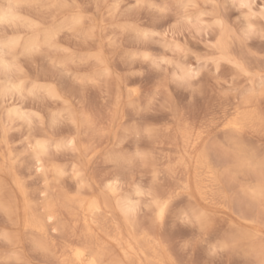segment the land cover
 I'll list each match as a JSON object with an SVG mask.
<instances>
[{
  "label": "rangeland",
  "instance_id": "374dc122",
  "mask_svg": "<svg viewBox=\"0 0 264 264\" xmlns=\"http://www.w3.org/2000/svg\"><path fill=\"white\" fill-rule=\"evenodd\" d=\"M249 1L247 8L240 7L239 0L21 4L16 11L23 24H0L1 43L18 35L23 41L35 35L40 39L46 31L55 34L48 45L39 42L27 51L17 47L8 57L12 71L5 75L0 70V156L20 158L23 162L14 169L34 188L37 177L25 141L32 135L47 137L51 145L46 158L67 169L64 189H75L69 171L76 164L94 184L118 174L123 191L141 186L146 192H173L163 225L155 226L173 263L260 264L264 204L243 194L253 181L241 173L221 174L223 193L210 203L195 192L190 197L175 188L186 174L177 159L190 158L179 129L200 136L197 150L209 152L219 173L229 165L221 159L224 152L225 159L233 154L235 140L243 154L264 160V0ZM145 32L150 35L145 37ZM188 69L196 75L180 79L178 73ZM7 77L21 82L23 90L1 92ZM49 87L55 97L46 94ZM244 100L249 102L243 106ZM20 106L31 123L5 117L7 110ZM241 109L257 119L233 133L227 122ZM84 114L92 122L90 129L83 127ZM141 208L139 220L147 225L145 205ZM201 210L205 215L194 217ZM3 220L1 211L0 264H57L27 240L11 246L1 235Z\"/></svg>",
  "mask_w": 264,
  "mask_h": 264
},
{
  "label": "bare ground",
  "instance_id": "6f19581e",
  "mask_svg": "<svg viewBox=\"0 0 264 264\" xmlns=\"http://www.w3.org/2000/svg\"><path fill=\"white\" fill-rule=\"evenodd\" d=\"M2 1L3 5H0V24L7 22L13 23L15 21L19 22L20 16L16 11V9H18L17 7L21 4H34L40 0ZM48 1L50 3L52 0ZM54 1L55 0H53V2ZM249 2H251V0ZM75 21L76 19L71 20L70 23L72 24V22ZM30 23H28L29 28L34 26L32 25L33 23ZM52 31H43L44 33L40 39L37 35H33L34 37L29 40L21 41L18 35L9 39L6 38L7 40L2 43L0 42V70L3 71L5 75L9 72L11 65L9 63L10 60L8 61V57L17 50V47H19L21 51H27L29 49L31 50L34 46L36 48L39 42L47 44L51 40L53 34H55ZM220 36H222V34ZM185 68L187 70V67ZM182 73L178 74L183 76ZM23 88L24 86L21 82H12L7 77L1 92L8 93L9 90H13L14 92L20 93ZM9 94L11 95V93ZM18 95L21 97L20 94ZM22 95H24V93ZM17 97L16 95L15 99H17ZM247 102L249 101L244 100L242 102L243 106ZM8 104L12 103L8 102ZM22 106H20L21 108L14 107L7 110L5 116L7 120L11 121L12 118H21V120L31 123L29 116L22 111ZM242 109L238 114H235V117L227 122L228 130L233 133L240 132L246 123L257 119L255 114L248 112V110L246 112L243 110L242 112ZM90 121L84 114L83 125L85 126L83 127L90 129L92 123ZM3 123L4 122H2V124ZM7 126L9 125L7 124ZM179 131L185 149L184 152L190 158L192 157V159H184L183 155L181 159H177L176 163L185 170L184 173L186 174H184V180L175 187L176 190L179 188L180 192L186 191L190 194V197L191 195L194 196L192 193L195 192L202 200L212 202V199H214L218 193H223V191L221 192V176L223 173L228 172V175L241 173L253 181V185L251 184L248 186L247 184V186L243 188V194L249 196V198H251L250 200H256V203L260 202L264 204V160L251 159V155L247 156L243 154L240 144L234 139L235 141L232 145L233 154L229 156V159H225L226 153L224 152V160L221 159L222 163L225 161L229 163V165H225L224 162L226 167H221L224 169H221L222 173H219V170H216L218 165L217 167L212 165L213 162L211 161L212 159L209 158V152L204 148L201 150V148H199L201 145L198 147L201 151L197 150V144L200 143L198 141L200 136L193 137L188 129H179ZM70 140L73 142V139ZM38 143H43L46 146V151H41L40 148L37 147ZM50 145L51 140L42 136L32 135L25 141L28 155L32 158L31 160L33 163L31 164H34L33 172H35L37 177V182L33 180L34 184L36 183V187L30 189L28 186L29 180H25L23 178L25 176L22 177L14 169L17 163L21 164L23 161L20 158L14 159V156L8 157L9 159H7L4 153H1L0 209L5 216L1 235L8 243L10 242L11 246L15 244L18 245V243L20 244L23 240H27L35 250L37 249L45 255L52 256L50 258H56L57 264H177L173 263L171 260L165 243L166 241L162 239L163 236L161 238V232L157 233V229L155 228L156 225L160 227L163 225L166 214L170 208L171 200L173 196H175L173 192L171 193L169 190L165 191L164 189L162 191L154 189L146 192L143 190L144 188L142 189L141 186L136 185L131 192L123 191L124 188L122 189L121 186L123 182L120 183L118 174L107 175V177L101 179V182L94 184L88 179L86 173L80 166L76 164L72 166L74 163H71L72 167L69 166L71 167L69 173H71L73 183L75 182V189L73 188V191L64 189L63 185L65 182L62 184V180L63 177L66 176L65 172H67V169L46 158ZM85 149H87V147ZM114 161L117 162L118 159H114ZM226 177L228 178L229 176ZM231 177L232 176H230V178ZM30 182H32V180H30ZM142 202H145V204ZM141 204L145 205V211L148 213L149 222L147 225L139 220L138 212L142 210ZM204 215V211L201 210V212H197L194 217L200 219ZM255 235H259V233ZM259 253L260 264H264V241L259 245Z\"/></svg>",
  "mask_w": 264,
  "mask_h": 264
},
{
  "label": "snow or ice",
  "instance_id": "6c2138e0",
  "mask_svg": "<svg viewBox=\"0 0 264 264\" xmlns=\"http://www.w3.org/2000/svg\"><path fill=\"white\" fill-rule=\"evenodd\" d=\"M239 6H240V7H249V5H248V3H247V0H239ZM253 15H254V14H253ZM217 23H219V22H217ZM252 31H253L252 27L249 26V32H252ZM143 35H144L145 37H147V36L150 35V34L147 33V32H145V33H143ZM147 58H148V57H147V54H145V59H147ZM194 75H195V74L192 73L191 70L189 69V70H188L187 72H185L184 75H183L182 77H180V78H181V79H190V78H192ZM47 94H48L49 96L55 97V92H54V90H53L51 87H49V88L47 89ZM71 146H72V141L70 140V141H68V147H71ZM37 147H39L41 151H46V146H45L43 143H38Z\"/></svg>",
  "mask_w": 264,
  "mask_h": 264
},
{
  "label": "clouds",
  "instance_id": "9594fccd",
  "mask_svg": "<svg viewBox=\"0 0 264 264\" xmlns=\"http://www.w3.org/2000/svg\"><path fill=\"white\" fill-rule=\"evenodd\" d=\"M196 75V73H194Z\"/></svg>",
  "mask_w": 264,
  "mask_h": 264
}]
</instances>
